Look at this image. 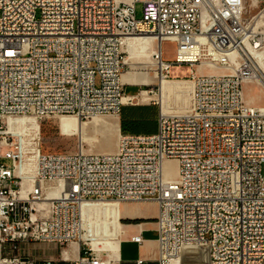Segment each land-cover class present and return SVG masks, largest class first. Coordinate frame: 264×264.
<instances>
[{
  "label": "built area",
  "instance_id": "2783aa9c",
  "mask_svg": "<svg viewBox=\"0 0 264 264\" xmlns=\"http://www.w3.org/2000/svg\"><path fill=\"white\" fill-rule=\"evenodd\" d=\"M70 1L55 11L58 0H0V264H112L83 239L82 207L152 201L160 264L186 247L206 249L207 264H264V104L244 98L246 85L264 84L255 57L264 9L248 21L245 0ZM141 36L153 39L160 79L189 66L188 114L160 113L153 134L120 133L114 153L45 154L39 130L28 131L25 149L8 133L21 117L118 118L126 41ZM165 43L175 46L171 61ZM168 160L177 163L169 179Z\"/></svg>",
  "mask_w": 264,
  "mask_h": 264
},
{
  "label": "rangeland",
  "instance_id": "374dc122",
  "mask_svg": "<svg viewBox=\"0 0 264 264\" xmlns=\"http://www.w3.org/2000/svg\"><path fill=\"white\" fill-rule=\"evenodd\" d=\"M139 9H140V5H138L137 16H139ZM245 9H246L245 18L249 21L252 17L256 16L260 11L264 9V0H260L259 5L257 7L253 4V0H245ZM262 31L264 32V27L262 28ZM163 51H164L165 59L171 61L175 54V46L173 44L165 43L163 45ZM127 57L128 55H126V59ZM148 60L149 63L147 62L145 63L143 59L140 60L135 59L134 62L136 63V66L133 67L132 69L129 68L126 69V72L130 74H134L135 78L137 77L139 79L130 86L131 88L134 89V92L130 93V91L128 90L126 98H130L131 100L129 103H133V104L136 103L147 104L153 101L155 105L153 106V109L151 111L146 112V116L149 119L156 120L157 116L161 113V107L157 97L158 80L155 76V71H154L155 68L152 66L150 57L148 58ZM141 64H147V66H142ZM169 77L171 79L188 78L190 77V68L189 66L186 65H172L170 68ZM146 78H151L152 82H149L148 80H146ZM123 82L125 85H130L127 84V82L124 80V75H123ZM145 91H148L150 93L148 95L145 94V97L141 96V93ZM145 98L148 99L144 100ZM244 98L246 103L251 105L264 104V90L260 86L246 85L244 87ZM190 99L188 100L186 106L179 104L172 105L171 108L173 111L172 110L170 111L171 114L186 113L191 105ZM128 115L129 113L125 112L124 118L128 119L127 117ZM57 118L56 117L48 118L41 121H36L37 123L35 122L39 127L40 136L38 141H39L40 149L43 153L75 154L77 152H82L84 154H102V153H111L115 151L118 136L120 132H122L120 118L117 119L115 117H99L95 119H83L81 120L83 126V133L81 134L80 137L78 136L67 137L61 135L56 122ZM110 121H115L117 124V128H115L114 130H109L106 124ZM151 126L152 124L150 123V127L144 129L143 132L151 131L152 130ZM28 131H32V130L25 129L24 131H20L19 133H16V135L14 134L15 138L21 139L22 142H24L23 143L24 149L25 147L29 148V146L27 145L28 141L26 139V135L28 134ZM81 137L82 138L89 137L93 139V141L81 142ZM168 165L167 168L175 169L176 165L174 163ZM23 184H28V181L23 180ZM123 205L127 207L128 212H140L145 217H148L150 219L149 221H144V220H140V221H144L145 223H154V219L157 214V207L155 203L143 202L141 205H137V203H128ZM141 207H144V209H142ZM109 248L111 247L106 244H98L94 248L95 249L94 251L99 252L102 255L105 254ZM41 253L42 251H40V254ZM50 254L56 255L57 251L51 249ZM170 263L172 264V262H169L168 264ZM182 264H193V261L190 258L189 259L187 258V261L183 262ZM202 264H207V255L206 257L204 256Z\"/></svg>",
  "mask_w": 264,
  "mask_h": 264
},
{
  "label": "bare ground",
  "instance_id": "6f19581e",
  "mask_svg": "<svg viewBox=\"0 0 264 264\" xmlns=\"http://www.w3.org/2000/svg\"><path fill=\"white\" fill-rule=\"evenodd\" d=\"M253 4L257 7L256 0H253ZM70 8H71L70 0H58V2L55 3V11H68L70 10ZM257 19L258 18H256V20ZM257 25L264 27V19L261 22H258ZM142 37H148V36L131 38L133 42H136V43L138 42L134 47L137 49H140L141 51H137V52H133L129 54L127 59H125L126 66H131L135 59H139V60L143 59L145 63L146 62L149 63V60H148L149 57L151 60V52L153 51L155 47L154 46L150 49L151 45L154 44L153 39L151 37H150L151 40L136 39V38H142ZM261 54L264 56V49L262 50ZM255 55H256L255 56L256 63L262 75L264 76V61H262L261 59L262 55H259L258 53H256ZM151 63H152V66L155 68V64L152 60H151ZM141 65L147 66V64H141ZM123 75H122V82H123ZM156 78L158 79L159 83H161L160 88H159L158 100H159L160 107H161V113L163 115L171 114L170 111L172 110L171 108L172 105H177V104L184 105V106L187 105L188 100L191 98V93H192L191 81L188 82V81L163 80V79H160L158 76H156ZM260 86L264 88V84L261 81H260ZM149 93L150 92L148 91L142 92L141 96L145 97V94L148 95ZM147 99L148 98H145L144 100H147ZM127 101L128 99L125 98L123 101L124 104H128ZM188 113H189V109L186 113H176V114H188ZM99 117H113V116H92L89 119H95ZM35 122L36 121L32 117H21L17 119H10L7 122L8 133L11 135H14V134L16 135V133H19L20 131H24L25 129L26 130L30 129L32 130L31 132L37 133L39 130V127L36 124L37 122L36 123ZM56 122H57L58 129L61 135L63 136L80 137L81 134L83 133V126L81 123L82 121L76 116H72V115L59 116ZM106 125L109 130H114L116 128L114 121H110ZM90 141H93V139L89 137H83V138L81 137V142H90ZM114 152H111V153H114ZM171 163H174L176 165L175 169L167 168V165ZM176 168H177V163L171 160L165 161L162 166L163 173L166 177H168V179L173 178L177 174ZM23 173H24V169L21 167V169L17 171V176L22 179V186H23L22 190L26 191L27 188L29 187L31 177L26 176ZM23 180L28 181V184H23ZM120 205L122 204H118L116 202H94L88 205H84L82 207L81 220H82V227L85 231V236H83V239L88 242V244L93 250H95L94 248L100 243L98 239L99 237L111 236L115 238L117 236L119 225L121 226V223L119 222L120 217H119V212H118V207ZM211 214H213V217H221V210H219V205H211ZM206 255H207V250L204 248L186 247L182 249L180 254L171 258L169 262H172V264H182L183 262L187 261V258L188 259L190 258L193 261V264H202L204 256L206 257Z\"/></svg>",
  "mask_w": 264,
  "mask_h": 264
},
{
  "label": "crops",
  "instance_id": "0c3cea01",
  "mask_svg": "<svg viewBox=\"0 0 264 264\" xmlns=\"http://www.w3.org/2000/svg\"><path fill=\"white\" fill-rule=\"evenodd\" d=\"M136 39H149L150 37H142ZM138 43V42H137ZM133 42L131 38L127 39L125 52L127 55L141 51L140 49L135 48L134 46L137 44ZM155 44H152L150 49L154 47ZM136 66V63L133 62L131 66H127L129 69H132ZM143 66V65H142ZM189 78V77H188ZM188 78L185 79H169L172 81H189ZM124 80L127 82L125 88V93L127 95L128 90L130 93L134 92V89L130 86L139 80L137 77L135 78L134 74H130L128 72L124 73ZM145 80V79H142ZM149 82H152L151 78H146ZM158 80V79H157ZM161 83L158 81V94ZM158 97V95H157ZM160 104V103H159ZM155 103L153 101L147 104H131L124 106L121 109V113L117 119H121V127L122 132L124 134H153L156 131L157 118L149 119L146 116V112L151 111ZM184 106V105H183ZM125 112L129 113L127 116L128 119H125ZM115 122V121H114ZM150 123L152 124V130L149 132H143L144 129L150 127ZM119 124V122H118ZM116 128L117 124L115 122ZM142 203H137V205H141ZM144 209V207H141ZM123 204L118 207L119 212V220L127 219V220H143L144 215L140 212H128V209ZM137 218V219H136ZM119 221V222H120ZM123 225V226H122ZM120 231V232H119ZM120 234V235H119ZM141 236L143 243L141 245H137L131 241V238L134 236ZM93 238V237H92ZM99 244H106L111 248L106 251V258L111 261L112 264H136L137 261H143L146 264H160V251L159 244L157 241V226L155 223H138V224H122L119 225L118 233L115 238L111 236L99 237ZM111 239V240H110ZM103 241V242H101ZM105 242V243H104ZM110 242V243H109ZM36 249L38 253L42 251L47 257L59 258V250L57 248L51 246H41L37 245ZM53 249L57 251L56 255L50 254V250ZM68 253L71 258H76L80 254L79 244L74 242L69 245ZM55 264H65V263H55Z\"/></svg>",
  "mask_w": 264,
  "mask_h": 264
},
{
  "label": "trees",
  "instance_id": "16d2710c",
  "mask_svg": "<svg viewBox=\"0 0 264 264\" xmlns=\"http://www.w3.org/2000/svg\"><path fill=\"white\" fill-rule=\"evenodd\" d=\"M189 79V78H188ZM122 222V224H138V223H142L144 221H140V220H127V219H123L120 221V223Z\"/></svg>",
  "mask_w": 264,
  "mask_h": 264
}]
</instances>
